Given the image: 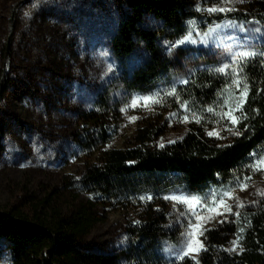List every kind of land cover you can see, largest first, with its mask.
<instances>
[{
  "label": "trees",
  "instance_id": "trees-1",
  "mask_svg": "<svg viewBox=\"0 0 264 264\" xmlns=\"http://www.w3.org/2000/svg\"><path fill=\"white\" fill-rule=\"evenodd\" d=\"M230 3L54 0L50 7L78 44L84 41L83 28L73 29L72 20L84 22L90 16L107 41L106 53L123 65L116 77L99 84L101 73L86 58L82 66L71 63L60 78L72 83L78 97L61 105L53 97L59 86L46 43L38 37L37 13L32 14L23 42L27 52L21 62L12 59L4 77L36 103L38 116L27 132L38 139V147L65 153L67 161L74 158L83 165L60 175L62 186L46 190L41 198L0 209V241L12 250V264H173L164 250L180 239L189 216L166 197L180 190L204 192L213 185L240 188L246 177L249 183L261 174L263 165L258 171L251 165L264 157V45L224 72L217 71L223 68L220 61L200 47L178 46L169 54L191 24L205 28L221 19L208 9ZM231 15L264 21V0H251ZM3 21L7 26L9 19ZM19 33L17 28L12 32L3 60L11 57L8 51ZM245 86L248 95L239 123L233 125L225 115L224 92ZM113 90L119 95L114 97ZM151 92L160 93L155 113L139 122L123 146L107 148L123 124L120 95ZM175 120L183 123V133L162 144ZM254 193L255 201L240 214L243 232L235 220L222 221L202 234L194 250L197 261L186 258L179 264H264V183ZM119 211L125 216L120 238L113 249L104 250L94 240V229ZM234 241L238 245L232 250Z\"/></svg>",
  "mask_w": 264,
  "mask_h": 264
},
{
  "label": "rangeland",
  "instance_id": "rangeland-1",
  "mask_svg": "<svg viewBox=\"0 0 264 264\" xmlns=\"http://www.w3.org/2000/svg\"><path fill=\"white\" fill-rule=\"evenodd\" d=\"M53 1L23 0L19 4H8L7 0H0V108L4 109V114L0 115L1 210L18 205L28 199L41 198L46 190L62 186L58 179L60 175H71L83 165L81 160L74 158L67 161L65 153L38 147V139L27 132V125L34 123L38 116L36 103L28 95L27 90L19 85L8 83L4 77V74L9 71L12 59L15 57L21 62L27 52L23 42L29 33L26 29L32 14L37 13L34 20L39 25L38 37L40 41L46 43L47 55L53 69V79L59 86L53 97L58 98L56 100L60 105L78 97V90L72 86V83L65 84L60 78L62 69H67L71 63L82 66L83 59L86 58V63L89 66H96L101 73L99 84L101 82L106 84L123 70V65L112 55L106 53L107 41L99 34L98 24L93 18L88 16L84 22L78 18L72 20L73 29L83 28L84 41L81 46L73 38L72 33L65 31V21L59 17L57 9L50 7L53 6L51 4ZM250 1L231 0L229 5L213 7L214 9H225L224 11L211 12L222 15L221 19L209 23L205 28L195 23L191 24L189 33H191V40L195 42L189 41L179 46L189 49L200 47L204 49L205 53L219 60L223 67L246 58L238 59L240 53H257L259 48L264 45V21L255 18L248 20L231 15L236 9ZM43 4L44 9L41 8ZM4 17L9 19L7 26L3 25ZM16 28L21 31L17 37V43L9 48L8 53L11 52V57L7 56L3 60L4 46L6 43H10L12 32ZM185 37L180 40H184ZM86 42L88 45L84 47ZM189 67L190 65L186 64V68ZM86 92L90 91L87 89ZM82 94L85 93L82 92ZM112 94L114 97L118 96V90H113ZM159 94V92H151L147 94L134 93L132 96L120 95L123 124L106 145L107 148L123 146L127 139L133 135L140 124L139 122L147 115L155 113ZM247 95L248 90L245 92V89H226L224 92L225 115L229 111H233L237 117L244 106ZM56 100L52 99L53 102ZM226 117L228 118L227 115ZM183 130L182 122L172 121L168 132L161 141L162 144L178 139ZM39 151L43 159L38 158ZM263 183L264 167L261 174L246 183L243 188L225 184L213 185L200 193H188L180 190L169 194L168 198L171 202L189 216L187 226L180 239L174 244L166 245L164 252L169 261L173 264H179L186 258L197 261L194 250L201 244L202 234L222 221L235 220L240 227V233L243 232L244 226L240 220V214L247 205L255 201L254 192ZM124 217L121 211L112 212L106 222L99 224L94 229V240L104 250H111L116 246L121 234L119 228L124 222ZM190 225L192 242L189 249L185 247V244ZM182 248L187 254L183 255L181 259L178 258V254ZM0 264H12V250L2 241H0Z\"/></svg>",
  "mask_w": 264,
  "mask_h": 264
},
{
  "label": "snow or ice",
  "instance_id": "snow-or-ice-1",
  "mask_svg": "<svg viewBox=\"0 0 264 264\" xmlns=\"http://www.w3.org/2000/svg\"><path fill=\"white\" fill-rule=\"evenodd\" d=\"M224 10H225V9H214V8H213V9H208V11H210V12L224 11ZM189 41H191V42H195V41H192V40H191V33H189V35H188L187 37H185L184 40H180V41H178L177 43L172 44V45L170 46V48H169V54L171 53V50L174 49L175 47H178L180 44H183V43H186V42H189ZM251 55H255V53H247V52H243V53H240V54H239L238 59H239L240 57H248V56H251ZM228 67H229L228 65H225L223 68H219V69H217V71H219V72H224L225 69L228 68ZM236 75H237V76L239 75V69H237V71H236ZM234 83L237 84V85H239L240 81L237 79V80L234 81ZM245 92H246V86H245ZM242 95H243V93H242ZM157 102H158V101H157ZM226 115L228 116V118L230 119V121H231V123H232L233 125H236V124L239 123V119L233 114V111H229L228 113H226ZM185 119H187V117H185ZM212 134H213V133H211V132L209 133V135H212ZM236 134H239V133H236ZM173 142H174V141H173ZM161 146H163V145H161ZM261 165H264V157L260 158V159L256 162V164L251 165V167H252V169H253L254 171H258V170H260V166H261ZM248 179H250V177H246V178H245V182L242 183V184L240 185L242 188L246 186V181H247ZM148 198L150 199L151 197H148ZM166 198H168V197H166ZM142 199H144V197H142ZM174 199H178V198H174ZM229 210H230V209H229ZM237 215H239V214L237 213ZM191 242H192V232H191V225H190V231H189V233L186 234V244H185V247L190 249V247H191ZM233 244H234V248H233L232 250H235V246L238 245V241H234ZM186 254H187V252L185 251L184 248H182V249L180 250V254H178V258H181V259H182V258H183V255H186Z\"/></svg>",
  "mask_w": 264,
  "mask_h": 264
}]
</instances>
